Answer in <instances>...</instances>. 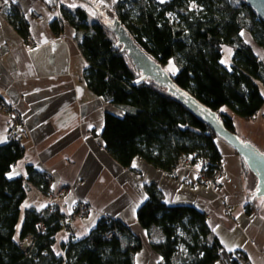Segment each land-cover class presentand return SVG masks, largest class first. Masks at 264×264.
<instances>
[{"label": "trees", "instance_id": "16d2710c", "mask_svg": "<svg viewBox=\"0 0 264 264\" xmlns=\"http://www.w3.org/2000/svg\"><path fill=\"white\" fill-rule=\"evenodd\" d=\"M191 1L122 0L112 9L94 0L89 3L90 17L85 7L70 9L59 0L47 2L48 8L58 13L50 23L53 33L59 35L65 23L82 32L79 47L87 62L83 81L88 90L124 111L120 117L106 112L100 135L107 153L123 168H129L137 157L170 174L181 158L191 163L204 158L208 164L202 174L209 179L221 167L216 144L221 139L202 117L166 89L148 79L139 81L140 73L108 28L114 18L163 68L173 59L178 66L176 74L170 75L175 89L199 108L216 112L219 124L229 132L236 133L231 117L220 112L222 108L252 121L264 105L260 88H264V64L240 36L242 31L248 32L256 46L264 49V20L243 0L232 14L220 10L222 16L214 10L190 8ZM10 12V24L27 40L26 22L16 7ZM224 46L233 51L228 67L222 63ZM24 151L19 140L0 145V264H134L141 242L118 221L107 225L101 219L87 237H70L58 256L52 250L55 235L67 223L57 205L40 211L25 209L18 232L28 184L48 196L52 182L46 172L33 166L26 168L25 180L7 177ZM242 165L244 174L253 179L245 211L257 213L256 178L243 160ZM145 191L147 199L138 208L136 219L144 229L156 227L160 231L162 240L152 244L160 264H216L221 245L210 237L205 213L192 206H167L154 184L145 186ZM38 223L43 225L42 231L36 229ZM108 229L112 236L105 238ZM27 235L33 241L23 253L18 242ZM182 245L186 256L177 259Z\"/></svg>", "mask_w": 264, "mask_h": 264}, {"label": "crops", "instance_id": "0c3cea01", "mask_svg": "<svg viewBox=\"0 0 264 264\" xmlns=\"http://www.w3.org/2000/svg\"><path fill=\"white\" fill-rule=\"evenodd\" d=\"M7 1L26 22L31 41L16 32L6 10L0 8V103L17 108L25 120L18 139L24 155L7 177L25 180L26 168L33 166L46 172L52 181L48 196L28 184L24 210L34 207L40 211L57 205L65 215L66 226L75 229L76 239L87 237L103 216L109 215L140 240L134 264H160V256L152 248L162 240L160 231L156 227L146 230L136 219L138 208L147 199L145 186L154 184L167 206H192L205 213L210 237L230 254L233 264H241L239 253L250 264H264V199L257 200L259 212L245 211L253 179L244 174L240 156L225 142H216L223 176L215 187L200 178L199 164L188 161L179 162L170 174L137 157L129 168L121 167L105 150L100 135L105 113L120 117L124 111L86 87L83 70L87 62L79 47L82 32L65 23L59 35L53 33L50 23L58 13L47 6L53 0ZM84 1L59 0L70 9L81 6L89 12V3L94 0ZM99 1L113 9L122 0ZM33 12L41 14L42 20H35ZM240 36L264 64V49L256 46L248 32L242 31ZM223 52V59L227 56L230 64L232 49L224 46ZM220 112L231 117L242 140L264 154V105L252 121L239 118L227 108ZM7 129L8 116L0 112V145L8 141ZM78 203L92 206L85 217L75 215ZM66 226L55 235L52 250L57 256L62 252L61 245L72 237Z\"/></svg>", "mask_w": 264, "mask_h": 264}, {"label": "water", "instance_id": "95a60500", "mask_svg": "<svg viewBox=\"0 0 264 264\" xmlns=\"http://www.w3.org/2000/svg\"><path fill=\"white\" fill-rule=\"evenodd\" d=\"M256 15L264 20V0H243ZM109 30L116 38V45L126 52L128 59L136 71L140 73L139 81L150 80L168 93L174 95L186 108L192 109L202 117L208 127L227 145H229L245 163L247 169L256 178L254 198H264V154L250 143L242 140L236 133H231L219 124L218 115L214 111L199 108L194 101L175 89L173 80L163 67L141 50L128 34L121 22L114 18Z\"/></svg>", "mask_w": 264, "mask_h": 264}, {"label": "built area", "instance_id": "2783aa9c", "mask_svg": "<svg viewBox=\"0 0 264 264\" xmlns=\"http://www.w3.org/2000/svg\"><path fill=\"white\" fill-rule=\"evenodd\" d=\"M0 8L5 9L7 14L10 15L12 5H10L8 1L5 2V0H0ZM32 15L34 19L37 21H41L43 18V16L37 12H33ZM28 42L31 43L30 40H28ZM0 112H3L8 116V129H7L8 139L16 140L17 138H19L23 128L25 127L24 118L21 116L17 108L5 105L3 103H0ZM187 161H191V160L188 158H181L179 162L186 163ZM196 163H198L201 168L200 178L204 180L206 183L211 182L210 185L215 187L218 181H220V179L223 176L222 167L216 169L213 175L211 176V178L206 179L203 177L201 173L206 170L208 164L207 161L204 158H199L198 160H196ZM172 171H174V169ZM91 209L92 206L88 203H78L75 207V213L77 211L78 214L83 215L84 213L89 212ZM103 219L107 225H110L111 221L114 220L109 215H104ZM68 229L71 230V226H68ZM71 233L73 232L71 231ZM111 236H112V230L111 229L106 230L104 233V237L110 238ZM27 240L29 241L27 242ZM32 241H33L32 236L27 235L18 242V247L21 249L23 253H26L27 249L32 244ZM237 259L240 261L241 264H250V262L241 253L237 254ZM217 262L219 264H232L233 259L228 255V253L224 249H220L217 254Z\"/></svg>", "mask_w": 264, "mask_h": 264}, {"label": "rangeland", "instance_id": "374dc122", "mask_svg": "<svg viewBox=\"0 0 264 264\" xmlns=\"http://www.w3.org/2000/svg\"><path fill=\"white\" fill-rule=\"evenodd\" d=\"M239 3H240V0H193L190 2V8H200V9H207V10H214L216 14H219V16H222V14H224V12H226L227 14H232L233 12H236L238 9H239ZM218 9V10H217ZM220 10L222 11V14L220 12ZM5 11V10H4ZM218 12V13H217ZM7 14V12H6ZM90 13H89V17H90ZM7 16L9 17L10 15L7 14ZM91 18H90V22H91ZM28 42V39L25 40ZM223 65L225 67H228L229 66V58L227 56L224 57L223 59ZM228 62V63H227ZM169 75H175L177 70H178V66L176 64V62L171 59L170 61H168V63L164 66L163 68ZM261 91L264 95V88L261 86ZM19 138H17L16 140H18ZM7 140L8 141H12V140H9L8 139V134H7ZM191 163V161H188ZM193 164L195 165H198V163L196 162H193ZM214 173V172H213ZM202 174V173H201ZM203 175V174H202ZM213 175V174H212ZM252 177V175H251ZM209 184H211V182H209ZM24 207L22 205L21 207V214H20V217H19V221H18V225H17V230H19V228L21 227V224L23 222V219H24ZM87 213H84L83 215L81 214H78L77 211H76V216L78 217H85ZM68 226L69 224L67 225V230H68ZM36 227L39 229H37L38 231H42L43 230V226L41 225V223H38L36 225ZM71 231L74 233L75 232V229L73 230V227L71 226ZM71 233V232H70ZM73 233L71 234V236H73ZM29 240H27L28 242ZM186 256V249L185 247L182 245L179 249V252L177 254V259L179 257H182L184 258ZM234 261V259H233ZM233 264V262H232Z\"/></svg>", "mask_w": 264, "mask_h": 264}, {"label": "snow or ice", "instance_id": "6c2138e0", "mask_svg": "<svg viewBox=\"0 0 264 264\" xmlns=\"http://www.w3.org/2000/svg\"><path fill=\"white\" fill-rule=\"evenodd\" d=\"M5 2H7V0H5ZM69 7H75V5H69ZM222 63H223V61H222ZM133 166H135V164Z\"/></svg>", "mask_w": 264, "mask_h": 264}]
</instances>
